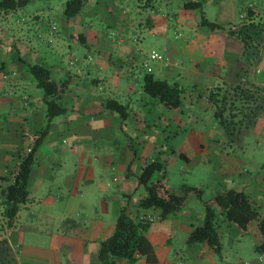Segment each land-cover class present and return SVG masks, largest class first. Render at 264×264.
<instances>
[{"label":"crops","instance_id":"1","mask_svg":"<svg viewBox=\"0 0 264 264\" xmlns=\"http://www.w3.org/2000/svg\"><path fill=\"white\" fill-rule=\"evenodd\" d=\"M129 1L85 0L82 12L67 23L73 29L70 33L59 29L55 32L54 28L41 24L44 23L41 12L30 15V20L24 24L10 19L17 11L0 14V48H5L3 42L6 40L19 41L30 53L27 59L18 56L16 60H9V50H5L4 55L8 58H0V264H103L105 252L102 243L115 232L118 216L125 207L132 218L154 212L159 219L144 233L153 249L151 258L136 256L134 262L121 264H223L228 259L225 256L228 247L243 263V249L247 241L255 246L258 254L252 264H262L264 253L256 251V246L262 243L257 222L242 231L221 214V255L207 244H187L191 232L203 224L206 206L213 205L217 193L211 200L202 202L204 214L198 216L185 206L165 220L160 218L159 211L138 209L140 199L147 195V189L139 184L144 168L134 174L120 158L136 144L147 143L156 147L159 140L152 137L146 139L139 131L132 137L127 136V122L110 107L117 103L127 107L128 117L133 118V113L141 111L134 118H145L140 115L144 112L143 107L135 106L137 101L131 98L135 89L139 88L144 93L145 76L141 77L136 69V53L139 50L133 44L139 43V32L145 30L159 43L161 41L160 45L166 48L169 60L176 63L170 67L162 63L153 69L152 75L156 72L166 78L163 81L178 84L183 93L186 86L202 84L208 100H220L229 87L249 91L256 87L261 92L260 102L250 99L241 108L234 103L233 110L237 113H232V119L238 120L233 122V126H239L241 117H245L249 124L246 131L241 129L237 133L241 145H253L262 150L264 77L258 75L264 72V45L256 50L258 56L252 58V63L250 58L247 62L240 61L239 57L232 59L226 55L228 36L219 31H205L193 14L186 10L180 12L184 19L175 24L176 30L180 29L183 34L182 40L175 41L169 36L175 26V20L171 19L176 7L174 0ZM219 1L234 2L236 5L239 2L204 0L199 2L204 15L210 7L213 10L219 6ZM143 3L147 4V8ZM182 5H178L180 10ZM116 13L119 20L125 23L121 27L118 23L116 27L108 23ZM204 18L208 20L207 16ZM221 20L217 17L215 22L208 21L221 26L228 22L227 18ZM113 28L118 29L116 34ZM198 41L202 42L201 47L204 43L208 47H198ZM194 45L201 54L198 59L187 60L186 49ZM239 50H236V55H239ZM181 56L185 61L177 65V57ZM31 65L44 66L49 70L51 79L63 86L59 101L66 112L50 124L59 128L58 139L49 143L43 141L33 149L28 201L9 221L4 214L6 204L3 192L13 184L19 164L32 149L24 139L26 135L20 138V132L16 130L20 129L23 133L31 132V129L37 131L47 124L45 94L40 92L41 88L29 71ZM255 66L257 69L260 67L259 70ZM145 95L140 97L156 99ZM183 97L177 107L163 102L160 105L164 109H172V113L173 109H181ZM67 131L72 134L69 139L65 137ZM180 157L185 162L189 161L184 153H180ZM116 158L119 159L116 161ZM249 164L261 170L257 175L245 176L242 171H237L241 186L236 191L247 194L253 206L262 205L264 160ZM116 168H119V174H116ZM155 185L161 187L162 193L173 195L166 183L155 182ZM260 218L264 219L261 214ZM243 233L246 237H242Z\"/></svg>","mask_w":264,"mask_h":264},{"label":"rangeland","instance_id":"2","mask_svg":"<svg viewBox=\"0 0 264 264\" xmlns=\"http://www.w3.org/2000/svg\"><path fill=\"white\" fill-rule=\"evenodd\" d=\"M67 1L68 0H35L25 8L13 13L10 19H16L19 23L24 24L25 21L30 20V15L41 12L40 15L44 22L41 24L46 27H51V29L54 28L55 30L53 31L55 32L59 29L64 33H70L73 30L67 25L70 20L66 19L63 13L65 8L64 5ZM203 1L204 0H195L197 3ZM128 2L130 1L128 0ZM182 3V9L180 10L178 5ZM143 4L144 8H147V4ZM186 4H190V2H188V0H174V6L176 7L174 8V14L171 15V19L175 20L174 25L178 23L177 21H182L184 19V16L180 13L183 10L191 12L200 24L205 16L212 22H215L217 17L223 20L225 18L228 19V22L226 21V23H223L224 25L222 24L224 30L219 31L223 33V36H228L226 44V48L228 47L226 55L228 57L232 59L239 57L242 62H247V58H250L251 61V52H257L256 50L264 45V0H239L237 5L234 2L233 4H229L226 1H219V6L213 10L210 7V11H208L206 15H204L201 9H186ZM135 9L134 7V10ZM118 14H120V12H118ZM118 14L112 15L113 20L108 22L110 26L116 27L118 23V26L121 27L125 24L119 20ZM251 23H253L254 27L250 28L251 30L248 31V27L245 26ZM12 24H14V22H12ZM176 26L177 25L170 31L169 36L175 41L182 40L183 34L180 29L176 30ZM202 28L205 31H211L207 27ZM113 29H115L114 34H116L118 29ZM231 32H234L236 35L231 36ZM240 32H248L245 36H248L246 40L249 52H246L248 49L243 41V37L245 36L240 35ZM139 35H141L139 43L133 44V47L139 50L136 53L137 60H135V64L137 65L136 69L140 71L139 74L141 77H144L146 74L144 64L150 52L155 50L164 57L170 58L168 57L166 48L160 45L161 41L159 43L154 36L148 35V32L145 30L141 33L139 32ZM196 43L198 47H201L202 42L199 43L198 41ZM3 44L5 48H0V58L4 60L6 57L8 58L7 55H9V60H16L18 56L27 59L30 55L24 48L25 46L19 41L7 42L6 40ZM207 45L208 44L204 43L202 47L206 48L208 47ZM238 49L243 50L244 54L239 50V55H236V50ZM5 50H9L7 55H4ZM200 50L201 52L203 51L202 49ZM200 54L196 45L186 49L187 60L198 59ZM183 59V56L177 57V65L183 63L185 61ZM161 64L162 63L155 62L151 63L150 66L154 69L158 68ZM259 68L256 69L259 70ZM263 73L264 72H259L258 76L264 77ZM154 76L156 79L166 80L165 77L159 76L156 72ZM135 90L136 91L131 94V98L137 101L135 106L143 107L144 112L140 115L142 117L145 116V118H134L135 115H139L141 111L133 113V118L127 117L125 120L127 122L125 126L127 136L132 137L133 133L139 131L142 137L146 139L150 137L156 138L159 140V143L156 147L147 143L144 145L136 144L132 149H128L125 155L120 159L134 174H138L141 169L154 162V160L164 163L166 165V172L157 173L153 177L150 186L155 185V182L166 183L171 193L175 196L184 198V206L192 210L193 214L198 216L204 214L203 201L211 200L216 193L230 189H239L241 182L236 174L237 171H242L241 173L244 176L250 174L257 175V172H260L261 168L258 169V166H253L249 163L257 164V162L264 160V149L259 150L257 147H253V145H241V139L237 133H239L241 129L243 132L246 131L245 128H247L246 126L249 124L247 120H245V117H241L239 119V126H233V122L237 123L238 120L232 119V113H237V111L233 110L234 103L241 108V105L244 106L246 104L245 100L251 99L252 101V99H255L259 101L261 98L260 95L262 94L256 87L250 91L249 89H241V91H238L236 88L231 89V87H229L226 92L222 93L220 100L219 98L208 100L206 98V89L203 84L198 86H186L183 93L184 100L181 104V109H173L174 112L172 113H170L172 109H164L161 107L160 100L143 99L140 96L146 95L144 93L142 94L139 88ZM40 92L43 94L44 91L40 89ZM51 121L47 119V124L44 128L37 131L31 129V132L27 131L23 133L20 129L16 130L20 132V138L26 135L24 139L27 140L32 147L30 152L43 141L49 143L58 139V135H60L59 128L50 126ZM243 124L245 125L242 126ZM66 135L65 137L69 139L72 134L67 131ZM244 142L248 143L246 141ZM66 143H68L67 140ZM180 153H184L189 161L185 162L180 157ZM118 159L119 158H116V161ZM110 167H112V164ZM118 169L119 168H116V174L118 173ZM110 172L113 173L112 171ZM111 178L112 176H110V179ZM187 188L201 190V198L187 193ZM143 189L145 190L144 187ZM256 202L258 203V201ZM254 208L264 218V204H256ZM249 235L253 238L252 234ZM242 237H246V235L243 233ZM225 256H227L228 259L223 264H252L254 260L258 258V254L255 252V246L252 247L248 241L245 242L243 249V263L236 258L232 248H227V254H225ZM262 264H264V260Z\"/></svg>","mask_w":264,"mask_h":264},{"label":"trees","instance_id":"3","mask_svg":"<svg viewBox=\"0 0 264 264\" xmlns=\"http://www.w3.org/2000/svg\"><path fill=\"white\" fill-rule=\"evenodd\" d=\"M33 1L35 0H0V14L7 15L13 13L25 8ZM84 5L85 0H68L63 12L64 17L68 20L77 17L82 12ZM185 8L194 10L201 9L202 6L200 3L194 2L186 4ZM201 25L211 31L224 30L221 25L209 22L205 18L202 19ZM245 27H248L247 29L250 31V28L254 27V25L251 23ZM247 33L244 32L240 35L245 36ZM230 35L234 36L236 34L231 32ZM246 37L248 36L243 37V41L249 50ZM251 55L253 59L257 57L256 52L253 53L252 51ZM29 71L37 81L38 87L44 91L47 119L51 121L63 115L66 112V108L59 101L63 86L54 82L50 77L49 70L42 65H31L29 66ZM240 89L236 88L238 91ZM143 91L148 96L159 99L161 102L172 107L179 106L183 95V90L178 84H170L167 81L155 79L152 74L145 75ZM110 108L119 113L122 120L127 119L128 112L126 106L115 103ZM33 154L34 151L22 159L18 171L14 174L13 184L8 186L3 192L6 204L4 214L9 221L16 217L21 206L28 201V183L34 162ZM163 172H166V165L158 160L147 165L142 170L139 184L147 189V195L140 199L137 206L139 210L159 211L160 218L165 220L182 210L184 198L168 194L167 192L164 194L158 185L150 186L153 177L157 173ZM186 192L198 197L202 196V191L196 188H187ZM213 205L206 206L204 222L200 227L191 232L187 241L188 245L207 244L216 254L221 255L223 246L220 240L219 222L220 215L222 214L228 222L233 223L242 231H246L251 223L257 222L262 236V243L256 246V251L260 254L264 253V219L260 218V214L254 208L248 195L234 189L226 190L216 194ZM150 225L149 223L132 218L128 213L127 207L123 208L118 216L115 232L107 241L102 243V249L105 252L103 264L131 263L135 261L136 256H146L150 259L153 249L144 236Z\"/></svg>","mask_w":264,"mask_h":264},{"label":"built area","instance_id":"4","mask_svg":"<svg viewBox=\"0 0 264 264\" xmlns=\"http://www.w3.org/2000/svg\"><path fill=\"white\" fill-rule=\"evenodd\" d=\"M160 62L163 63L165 66L170 67L172 65H176V63H172L168 58L164 57L157 51L150 52L146 63L144 64V68H146V72L148 74L153 73V68L150 66L151 63ZM165 194V192H163ZM137 220L152 224L159 219V215L154 214V212H145L139 215Z\"/></svg>","mask_w":264,"mask_h":264}]
</instances>
